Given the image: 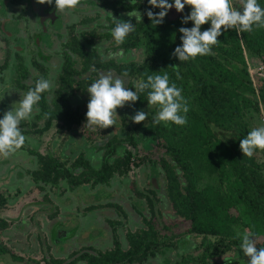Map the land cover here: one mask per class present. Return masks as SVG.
Returning a JSON list of instances; mask_svg holds the SVG:
<instances>
[{
	"label": "trees",
	"instance_id": "16d2710c",
	"mask_svg": "<svg viewBox=\"0 0 264 264\" xmlns=\"http://www.w3.org/2000/svg\"><path fill=\"white\" fill-rule=\"evenodd\" d=\"M258 3L264 7V0ZM48 5L63 19L65 10L56 11L55 0ZM76 9L85 15L76 24L61 23L51 35L53 52L49 61L38 58L36 52L26 58L7 47L6 59L0 66V82L2 73L8 72L10 83L24 93L41 77L53 84L51 91L42 94L32 119L21 123L24 135L38 137L51 127H55L56 134L62 130L71 132L74 127L85 125L88 100L85 98L78 105V96L86 94L87 87L101 73L121 76L127 72V77H123L126 87L138 91L137 83L146 80L147 75L167 72L170 83L182 89L189 111L183 126L154 125L157 108L148 105L146 92H138L140 99L134 104L117 109L116 133L102 135L95 145L90 132L85 139L79 137L82 148L62 161L50 154L27 151L34 158V168L26 175L44 196L47 186L50 192L60 184L65 186L63 191H91L96 187L110 188L118 181L128 193L129 206L111 201L87 205L83 215L86 211L111 212L100 222L106 233L105 245H85L64 255L40 257L34 264H147L157 255H166L172 248L171 240L175 239L179 247L189 235L208 238L210 242L196 257H179L175 264H210L225 251H236L239 237L248 231L253 233L257 245L264 247V151L249 158L243 157L239 148L240 140L253 129L251 114H264V84L252 81L245 59V54L255 57L264 67V28L239 34L235 29L223 31L211 55L180 62L172 53L181 44L178 30L193 26L190 21L182 23L190 14L188 6L180 13L170 9L159 25H153L144 14L160 11L151 8L148 0H80L72 12L76 13ZM133 9L142 14L141 22L127 15ZM20 17L21 14L14 19ZM111 17L135 26L122 44L110 35L114 27ZM33 25L32 31H36ZM209 27L210 24L202 25L201 31ZM137 48L142 49L139 63L105 59L109 52L128 55ZM141 110L148 113L147 119L133 123L129 118ZM83 147L87 153L98 152L96 167L89 162ZM67 152L70 154L71 148ZM133 169L144 179L139 186L131 183L133 188L128 189V174ZM145 179L148 182L143 186ZM205 181L209 182L203 184ZM14 200V195L9 197L0 190V210L11 206ZM163 207L171 216L166 225L159 222ZM131 216L137 218V225L130 224H136ZM176 224L186 226L180 236L160 232L172 231ZM5 227L0 218V229ZM4 244L5 241L0 243V255L16 258ZM220 264L236 263L228 257Z\"/></svg>",
	"mask_w": 264,
	"mask_h": 264
},
{
	"label": "rangeland",
	"instance_id": "374dc122",
	"mask_svg": "<svg viewBox=\"0 0 264 264\" xmlns=\"http://www.w3.org/2000/svg\"><path fill=\"white\" fill-rule=\"evenodd\" d=\"M234 4L239 8L238 0H234ZM0 5L2 7L0 8V66L6 59L8 46H11L14 51L23 57L32 58L33 52H36V55L39 53L38 58L49 61L53 52V48L51 49V35L57 32L61 27V23L64 25L76 24L85 15L77 9L76 13L72 12L73 9H66L62 13L63 19L53 14L49 24L42 23L44 16L38 17L35 15L40 27L36 28V31H32L30 27L33 23L26 25V13L21 7L12 6L8 2H0ZM16 12L22 13L19 20L13 19ZM48 13L51 14L52 11ZM170 14H172V11ZM29 28L31 29V32L28 31L30 35L27 33ZM63 34L62 36L65 37ZM4 39L7 40L8 44ZM31 40L34 41V44L31 43ZM98 47L102 50L100 45ZM105 59H113L120 63L127 60L139 63L142 60V49L137 48L128 55H123L120 52H109L105 55ZM245 59L252 81H259L264 84V67L255 57L245 54ZM10 75L11 73L8 74V72L2 73L0 118L6 111L10 110L14 102L19 101L20 94L24 93L16 90L14 85L10 83V78H8ZM85 98L89 100L88 93L79 95L77 104L81 105ZM34 112L35 110L33 114ZM251 115L250 122L253 128L264 126L263 113ZM30 120L23 121V123H28ZM117 128L116 124L107 129H100L95 126L88 127L85 121V125L74 127L71 132L62 130L56 134L55 127H51L50 130L38 137L26 134L25 136L29 139L19 150L7 157L0 156V190L9 197L15 196L14 202L9 204L11 206L0 210V218L5 221L6 226L0 229V243L5 241L4 246H9L12 249L11 253L16 257L13 259L9 254L0 255V264H34L40 257L47 259L50 255H64L65 252L71 249L76 250L85 245L100 248L105 245L106 233L101 228L100 222L102 218L109 216L111 212L109 210L97 213L86 211V214L83 215L82 211L87 205L105 203L106 201L118 202L120 205L129 208L128 193L124 191L125 188L122 184L115 181L110 188L96 187L91 191H84L81 188L74 190L65 188L63 191L65 186L60 184L59 187H54L51 192L48 186L44 187V196L26 175V171L34 168V158L27 151L32 149L39 154H50L62 161L82 148L79 137L85 139L91 132L89 137L92 140L91 143L95 145L99 137L115 134ZM85 145L90 147L87 144ZM69 148H71L70 154L67 152ZM82 150L91 165L96 167L98 165V152L94 150L93 153L91 151L87 153L84 147ZM141 179H144V175H140L136 169H133L128 174L126 187L128 189L133 188L131 186L133 182L139 186ZM147 182L148 179H145L143 186H146ZM207 182L209 181H205L203 184ZM117 185L120 187H116ZM60 192L61 195H58ZM129 194L133 196V193ZM10 202L12 201L10 200ZM161 214L162 217L159 218V222L162 225L164 222V225H166L171 219L170 213L167 208L163 207L161 208ZM136 219L135 217L132 220L136 224L131 222L130 224L137 225L138 221ZM156 228L158 229L159 225ZM184 228H186L185 225L176 224L172 227V231L162 230L160 232L165 233L166 236L172 234L177 237L184 232ZM52 233H55L54 237L51 236ZM174 240H171L172 248L166 255L160 257L157 255L154 259L148 260L147 264H175L176 261H179V257L194 258L201 252L202 247L210 242L208 238L189 235L184 237L185 244L178 247ZM240 243L236 251H225L213 259L210 264H220L228 257H232L236 264H246L247 258L240 249Z\"/></svg>",
	"mask_w": 264,
	"mask_h": 264
},
{
	"label": "clouds",
	"instance_id": "9594fccd",
	"mask_svg": "<svg viewBox=\"0 0 264 264\" xmlns=\"http://www.w3.org/2000/svg\"><path fill=\"white\" fill-rule=\"evenodd\" d=\"M40 4H52L53 0H39ZM80 0H55L56 11L74 9ZM151 8H158V13L151 10L144 13L153 25H159L170 9L177 13L188 6L191 11L182 19L183 24L192 22L191 28L181 27V44L176 47L172 55L180 62L195 59L198 56L212 54V47L220 43L218 37L223 31L235 29L237 33L252 32L254 28H264V7L258 0H238L239 8L234 0H148ZM102 10V9H101ZM103 11V10H102ZM111 15V14H110ZM129 17H134L136 22H141L142 14L133 9L128 12ZM110 35L117 44H122L125 38L135 30L130 21L115 19ZM210 24L207 30L201 31V26ZM178 67V66H174ZM128 73L121 76L113 73H101L86 89L89 94L86 112V125L107 129L113 127L117 116V109L126 104H134L140 99L138 92H146L148 105L156 106L157 111L153 116V124L161 123L183 126L187 123L186 114L189 111L188 102L182 95V89L175 83H170L167 72L147 75L146 80H140L133 91L126 87ZM177 79L180 78L177 72ZM53 88L52 81L41 77L34 87L20 94L18 102L11 105L0 118V156L7 157L19 150L29 139L20 127L23 121L30 120L35 106L46 91ZM148 113L137 111L130 117L135 124H140L147 119ZM243 157L251 158L255 152L264 151V126L250 130L239 142ZM240 249L247 258L246 264H264V247H257V241L251 231L241 237Z\"/></svg>",
	"mask_w": 264,
	"mask_h": 264
},
{
	"label": "flooded vegetation",
	"instance_id": "af4514ba",
	"mask_svg": "<svg viewBox=\"0 0 264 264\" xmlns=\"http://www.w3.org/2000/svg\"><path fill=\"white\" fill-rule=\"evenodd\" d=\"M1 3L2 2H8L10 5L12 6H17V7H21L24 12L26 13V17H27V21H26V24L28 23H33L34 27L35 28H39V23H38V19L36 18L37 16L38 17H43L42 18V23H48L50 22V20L53 18V14L55 15V11H52L51 8H49V5H45V4H40L39 3V0H0ZM46 9V10H44ZM52 11V15L48 12ZM47 12V13H46ZM21 14V17H22V13L21 12H16L14 13L13 15V19L15 16ZM35 15H37L35 17ZM20 17V18H21ZM15 20V19H14ZM0 21H1V17H0ZM44 21V22H43ZM31 28V27H30ZM29 28L30 32H31V29ZM28 30V31H29ZM31 35H33L31 33Z\"/></svg>",
	"mask_w": 264,
	"mask_h": 264
},
{
	"label": "water",
	"instance_id": "95a60500",
	"mask_svg": "<svg viewBox=\"0 0 264 264\" xmlns=\"http://www.w3.org/2000/svg\"><path fill=\"white\" fill-rule=\"evenodd\" d=\"M51 15H52V13H51ZM153 184H154V181H151Z\"/></svg>",
	"mask_w": 264,
	"mask_h": 264
}]
</instances>
